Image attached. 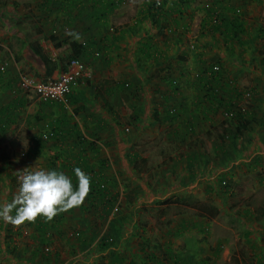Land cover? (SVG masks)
Wrapping results in <instances>:
<instances>
[{"label": "crops", "instance_id": "obj_1", "mask_svg": "<svg viewBox=\"0 0 264 264\" xmlns=\"http://www.w3.org/2000/svg\"><path fill=\"white\" fill-rule=\"evenodd\" d=\"M106 1L91 0L83 6V0H37L38 3H31L28 20L23 18L21 21H28L29 29L24 32L15 28L12 21L5 19V25L0 22L1 156L5 153L20 155L26 167L31 163L33 169L63 170L73 175L74 185L72 169L77 166L90 174V186L103 180L106 187L113 189L121 179H128L131 188L137 185L144 188L142 194L133 195L127 202L131 205V218L134 213L139 215L137 208L141 202H155L174 195L197 196L201 170L204 167L207 171L214 170L216 163L207 166L209 161L203 162L201 158L213 155L220 159L222 153H215L219 147L217 139L233 124L223 119L220 108L208 100L206 90L198 82L207 67L219 63L230 78L243 87H251L254 92L250 106L253 116L259 118L256 120L259 129L257 126L252 128V135L259 139V164L262 163L264 170V36H256L257 29L264 28V0L225 2V6L239 8L242 12L241 21L246 33L240 35L239 42H227L217 33L214 37L201 33L205 10L211 7L206 0H189L181 14L170 13V16L169 10H165L156 17L154 25L150 13H144L150 0H137L131 8L133 13L122 10L127 2L132 7L130 0H123L112 12L102 15L100 5ZM171 1L165 2L169 5ZM73 3L74 8H70L69 4L72 7ZM84 9L87 12L82 15ZM16 11L13 10V16H17ZM112 17L119 22H112ZM66 28L68 34L78 35L79 43L85 45L79 55L90 77L82 79L73 88L65 108L40 102L37 97L20 90L22 73L27 72L36 79H43L45 74L40 60L31 50V43L18 47L19 44L13 45L12 41L33 34V42H38L51 58L58 60L67 52L73 53L71 47L62 43L68 34L62 36L61 31ZM159 30L162 33H158ZM58 72L55 70L51 77H56ZM50 128L58 132L54 139L37 143L39 139L36 138L41 132ZM242 137L244 134L238 138L235 151L229 152L230 158L243 149V144H239ZM155 140L167 148L159 146L158 151H154L158 153L157 157L150 159L141 147L147 141L153 143ZM19 141L22 148L12 149V143L16 145ZM140 158L147 160L142 171L135 166L138 163L135 160ZM154 162L155 167H162V175L159 172L158 176L148 174V165ZM6 173L0 159V202L6 201L7 197ZM146 186L163 192H150ZM90 192L91 187L79 206L48 221L49 234L54 236L49 242L50 251L52 246V251L58 248L77 251V242L67 238L78 229L85 237L92 232V218L104 216L110 210L115 192L109 191L114 199L110 194L106 201L94 198ZM259 195L264 199V178L259 180ZM190 208L191 212L185 215L176 212L179 215L172 214L173 219L167 220L171 225L159 233L161 243L150 247L152 263L201 264L204 261L200 258L198 244L202 217L193 213L194 203ZM260 212L264 219V211ZM161 214V218L167 215L166 211ZM120 223L118 217L117 227L112 232L116 240L117 235L125 239L129 233H133L129 238L142 236L135 227L131 232L126 230L127 224L117 231ZM21 230L23 235H37L31 240L38 241L35 227L24 226ZM30 245L25 247L21 243L22 255L30 257ZM35 246H31V251ZM146 248L137 243L129 245L125 248L127 259L132 264H140L138 261L143 258ZM122 250L121 241V245L110 248L109 252L118 254ZM159 250L161 255L157 254ZM115 254L110 259L121 261ZM0 257L1 264H41L35 260H17L6 253ZM72 259L75 260L71 264L85 262V256L77 254L68 257L65 264Z\"/></svg>", "mask_w": 264, "mask_h": 264}, {"label": "rangeland", "instance_id": "obj_2", "mask_svg": "<svg viewBox=\"0 0 264 264\" xmlns=\"http://www.w3.org/2000/svg\"><path fill=\"white\" fill-rule=\"evenodd\" d=\"M90 1L91 0H83V6L88 5ZM136 1L137 0H130L132 7H130L127 2L122 10L129 11V13L135 12L131 8H133L134 4H137ZM206 1L211 3L213 0ZM32 2L35 3L37 0H0V22L5 25V19L8 22L12 21L15 25L14 27L18 28L20 32L29 29L27 25L28 21H25L26 23H22L21 21L23 18L28 20L27 16H29L28 14L31 12ZM14 9H17V14H15L17 16L12 15ZM85 12H87V9H84L82 15H84ZM91 19L93 20L92 17ZM114 21L117 23L119 22L112 17V22ZM67 30V28L63 29L61 35L67 36ZM32 36L33 34L31 36L25 35L23 40L19 41L16 39L15 41H12V44H19L18 47H23L22 44L26 45L28 43H33V39H31L33 38ZM26 73L27 72L22 73V75L30 76ZM31 94L36 97L33 93L29 92V95ZM255 119L259 121L258 117ZM230 126L232 128V124ZM251 126V128L257 126L259 129L257 123L253 122ZM252 134L253 132L251 131L244 134V137L241 138L242 141L239 142V144H243V149L237 150L234 158H230L229 152L233 153L238 147L235 141H225V144H223L225 152L220 155V159L218 158L219 156L215 157L213 155H211V158L208 156L201 158V161L203 162L207 160L209 161L207 166L216 163L214 170L211 169L210 171H207L206 167L201 170V186L198 188L199 194L197 196L193 194H185L182 197H175L174 195L168 196L169 198L165 197L163 200L157 199L155 202H141L137 208L139 215L134 213V218H131V205L127 202L133 195L138 196V194H142L144 188L140 185L131 188L128 179L127 181L126 179H121L113 189L106 187L105 195H110L111 191L115 192V199L113 194L111 195L113 196L114 201H119V210L110 214V209L107 214L103 213L104 216L99 215L93 217L91 220L92 232L85 236L87 238L86 240L89 242L86 245L80 246L79 239L81 235L80 237L77 236L72 238L73 242L78 243H76V246L79 250L75 251L69 249L67 251L60 248L58 249V253L60 252L59 257H57L56 252L53 255L52 246V250L50 251L52 256L50 257L51 260L48 261L49 264H65L67 263L66 259L68 257L73 258L77 254L81 257L85 256V262L82 264H132V262L127 259L125 248L133 243L148 247L146 248V251L143 252V258L138 261L140 264H155L152 263L151 253L153 251L150 250V247L161 243L162 237L159 233H163L164 230L171 225V223H168L170 221L168 219H173L172 216L176 214V212H179L180 215H185L186 213L191 212L192 210L190 207L193 203L194 206L196 204L198 205V203H201V205L210 204L216 211L212 220H207L202 217L200 221L201 232L198 237L199 254L201 260L204 259L201 264H264V219L261 218L263 217V214L260 212L261 210L264 211V199L259 195V180L264 178V170L262 163L260 162L259 164V139L254 138ZM15 144L16 145H13L12 143V149L16 146H22L20 141ZM219 144L220 142L217 139V145ZM159 146L161 149L167 148L166 145L159 144L157 140L153 143L147 141L145 146L141 148L145 150L150 159H155L158 153H154V151H158ZM6 151H8V149H6ZM8 154L11 156L14 165L6 167V175H8V179L9 176L14 179L16 187L13 189V187L10 186V188H12L11 193L15 194L18 190L17 186H19L23 173L35 169H33L34 166L31 165V163L28 164L29 167H26L25 162L20 159L22 158L20 155L18 156L13 153H7V155ZM155 164L156 163L154 162L148 165V174L158 176L157 172H159V175H162V167H155ZM232 165L234 166L232 167ZM219 180H224L226 185H221ZM5 181L7 182V180ZM144 184L146 183L144 182ZM9 185H11V183L8 182L7 186ZM146 188L149 189L150 192H152V190L156 193L163 192L160 188L161 191H157L158 189L154 187L146 186ZM174 200L181 202L164 206V201L173 202ZM162 211H166L167 213L164 218L159 216ZM193 213L195 214V210H193ZM118 217H120V222L122 223H120L117 231L120 232L122 226L127 224L128 227L126 230L129 229L131 232L132 230H135L132 229L135 227L137 231L142 232V236L136 239L133 237L129 238V236H133V233H129L125 239H123L124 237L121 238L117 235L116 240V237L112 232L114 228L117 227ZM104 225L107 227H104ZM68 238L70 239V237ZM107 239L109 240V246L101 247V243ZM195 240L196 238H194V241ZM19 241L23 242L24 245H27L24 235L20 236ZM121 241L123 242L124 251L122 250L118 254H115L116 252H109L110 248L116 247L119 244L121 245ZM28 242L30 243V241ZM61 251H63V253ZM114 254L116 255L115 257L118 256V259L121 261L115 259L111 260L110 257L113 258ZM157 254L161 255L162 252L159 250L157 251ZM73 260L75 259L70 260L68 264H71ZM81 262H75L73 264H81Z\"/></svg>", "mask_w": 264, "mask_h": 264}, {"label": "trees", "instance_id": "obj_3", "mask_svg": "<svg viewBox=\"0 0 264 264\" xmlns=\"http://www.w3.org/2000/svg\"><path fill=\"white\" fill-rule=\"evenodd\" d=\"M123 0H107L106 3L100 5L101 13L102 15H106L110 12H112L116 7L122 3ZM166 0H150L147 1L144 13H150L151 15V21L154 25V22L156 21V17H158L159 14H164L165 10H169V14L171 13H177L181 14L183 12V9L186 8V4H188L189 0H172L171 3L168 5L165 2ZM191 1V0H190ZM225 2L227 0H213L211 2V7L208 10H205V15L203 17V21L201 22V33L203 34H211L213 37L215 34L221 35L223 38L232 41H240V35L245 34V28L242 23V12L239 8H230L229 6H225ZM74 8L75 4H72V7ZM170 7H173L170 9ZM170 14V16H171ZM155 20V21H154ZM158 33H162L161 30L158 31ZM264 36V28H258L256 31V36ZM65 42L66 46L71 47L73 50V53H66L58 60H55L50 57L47 51L44 50V48L38 43L33 42L30 44L31 50L33 54L40 60L43 71H44V78L42 80H46L47 78L51 77V74L58 70V73L64 72L66 69L67 64L69 61L73 58H78L79 60L83 61L80 58V50L81 47H85V45H82L78 41V35L69 33L66 40H63ZM83 44L86 43L82 42ZM192 48V44L190 45ZM56 49H59V45L57 44ZM201 77L198 78V82L201 84L202 87L206 90L205 96H207L208 100L215 103L221 110V114L223 119L229 122H233L231 129H225L223 130L222 134H219V147L218 150L215 151V153H224L225 147L223 144H225V141L237 142L238 138H240L241 135L245 134L246 132H252V123H256V119L253 116V113L251 112V106L250 101L254 96V92L251 89V87H243L239 82L233 80L230 78L226 72L223 69V66L221 64L216 63L213 65H210L207 67L202 74ZM72 92V91H71ZM71 94V93H70ZM69 94V96H70ZM69 96L67 97V100L69 99ZM56 104V103H53ZM58 105V104H57ZM60 105V104H59ZM46 134L49 136L48 140H42V135ZM58 134V132L52 128L45 132H41V135L39 138V141L37 143L46 142L51 139H54V137ZM2 163L5 165V168L7 166L14 165L13 160L11 159V156L7 153L2 155L0 157ZM258 161V160H257ZM135 162H138L135 164V166L142 171V167L146 164L147 160L144 159H137ZM145 163V164H144ZM145 169V168H144ZM11 183V185L7 186V197L6 201H11L13 198V193H11V190L15 186L14 179L9 176V179H7V184ZM103 183L106 186L105 181L101 180L98 182H95L94 184L96 186H90L91 187V194H94V198L102 199L103 201H106L109 199L108 195H105V191H102L99 189L100 184ZM219 183L221 185H226V182L224 180H219ZM218 183V184H219ZM19 186H17L18 188ZM16 193V192H15ZM102 196V197H100ZM1 198V195H0ZM5 199H3L4 201ZM181 201L174 200L171 201H165L164 204L170 205L175 203H180ZM196 215H199L200 217H204L207 220H212L215 216V209L210 204L204 205L201 203H198L194 206ZM14 214V213H13ZM56 216H54L51 220L54 221ZM48 221L46 218L39 216L34 221H27L20 224H13L10 221H6L4 219H0V256L3 255V253L7 254L11 258L17 259V260H35L41 264H49L48 261L51 260L52 253H50V247L51 244L49 243L53 235L50 236L48 231ZM51 223L50 225H52ZM24 226H30L35 227V230L38 234V241L35 242L36 239H32L33 237H36L37 235H24L26 239L27 244H31L29 248V254L30 257L22 255L23 251L19 250L21 249V243L19 241L20 236H23L22 227ZM62 232V231H61ZM49 234V237H48ZM81 235V237H80ZM79 236V243L83 246L86 245L89 241H87L86 237L82 235V232L80 229L77 231H74L70 235V239L75 238ZM30 240V243L28 242ZM33 243H32V242ZM35 242V243H34ZM35 244L36 246L31 251V246ZM78 244V243H77ZM59 245L63 246L60 242ZM58 245V246H59ZM109 246V240H105L101 243V247H108ZM26 247V245H25ZM49 247V248H48ZM75 247H77L75 245ZM78 248V247H77ZM60 249V248H58ZM79 250V248H78ZM57 253V257H59L58 250L53 251V255ZM79 252V251H78ZM25 257V258H24ZM153 258V257H152ZM0 259H2L0 257ZM154 259V258H153ZM1 264V261H0ZM136 264V263H135Z\"/></svg>", "mask_w": 264, "mask_h": 264}, {"label": "clouds", "instance_id": "obj_4", "mask_svg": "<svg viewBox=\"0 0 264 264\" xmlns=\"http://www.w3.org/2000/svg\"><path fill=\"white\" fill-rule=\"evenodd\" d=\"M69 175L56 168L25 171L11 201L0 202V219L20 224L38 216L51 220L57 214L79 206L90 189L91 176L80 167ZM14 213V214H13Z\"/></svg>", "mask_w": 264, "mask_h": 264}, {"label": "built area", "instance_id": "obj_5", "mask_svg": "<svg viewBox=\"0 0 264 264\" xmlns=\"http://www.w3.org/2000/svg\"><path fill=\"white\" fill-rule=\"evenodd\" d=\"M98 55V53H95ZM90 77L85 63L78 58L69 61L64 72L58 73L56 77L46 80L36 79L31 76L21 75L19 88L25 93H33L40 102H49L68 107L67 97L74 87L84 78ZM49 136L42 135V140H48ZM99 189L106 190V186L101 183ZM106 192V191H105ZM110 214L119 210V201L115 200L110 205Z\"/></svg>", "mask_w": 264, "mask_h": 264}]
</instances>
